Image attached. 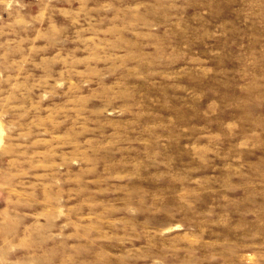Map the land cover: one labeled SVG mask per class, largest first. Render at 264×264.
<instances>
[{"label": "rangeland", "instance_id": "obj_1", "mask_svg": "<svg viewBox=\"0 0 264 264\" xmlns=\"http://www.w3.org/2000/svg\"><path fill=\"white\" fill-rule=\"evenodd\" d=\"M0 264H264V0H0Z\"/></svg>", "mask_w": 264, "mask_h": 264}]
</instances>
